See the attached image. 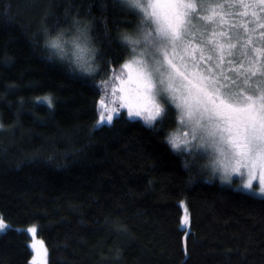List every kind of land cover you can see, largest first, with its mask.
Listing matches in <instances>:
<instances>
[{
    "label": "trees",
    "instance_id": "16d2710c",
    "mask_svg": "<svg viewBox=\"0 0 264 264\" xmlns=\"http://www.w3.org/2000/svg\"><path fill=\"white\" fill-rule=\"evenodd\" d=\"M45 12L49 26L93 21L95 81L48 58L39 34ZM136 23L114 0H0V217L10 225L0 233V264H29V226L38 227L47 264H264V200L208 183L205 172L190 183L184 157L165 141L172 114L158 132L126 110L91 131L96 84L110 80L108 60L119 69V34ZM44 96L52 108L38 102Z\"/></svg>",
    "mask_w": 264,
    "mask_h": 264
},
{
    "label": "snow or ice",
    "instance_id": "6c2138e0",
    "mask_svg": "<svg viewBox=\"0 0 264 264\" xmlns=\"http://www.w3.org/2000/svg\"><path fill=\"white\" fill-rule=\"evenodd\" d=\"M114 2L138 23L119 34L126 56L119 70L115 61H107L111 83L101 79L96 84L99 118L91 131L113 125L126 110L130 121L139 118L158 132L174 108L178 128L165 141L184 157L189 182L207 171L208 183L219 174L221 184L231 186L237 176L234 191L264 200V0ZM8 12L5 7L4 14ZM49 15L45 12L39 28L48 58L69 60L83 80L95 81L101 66L91 35L93 21L73 16L69 28H60L47 24ZM68 16L66 8V20ZM38 102L54 106L50 96ZM180 205V225L186 228L189 210L184 201ZM9 227L0 217V233ZM27 232L33 236L30 264H47L48 249L36 239L38 227L29 226ZM189 236L190 230L185 231V257Z\"/></svg>",
    "mask_w": 264,
    "mask_h": 264
},
{
    "label": "rangeland",
    "instance_id": "374dc122",
    "mask_svg": "<svg viewBox=\"0 0 264 264\" xmlns=\"http://www.w3.org/2000/svg\"><path fill=\"white\" fill-rule=\"evenodd\" d=\"M137 23H138V20H137ZM137 23L134 25V27L136 28V25H137ZM134 28V29H135ZM133 29V30H134ZM132 31V30H131ZM72 33H71V31L70 32H68V33H66V36H70ZM257 40H259V32H257V35H256V37H255ZM49 51V50H48ZM55 58L58 60V61H60V62H63V63H65L68 67H70L72 70H74V66L70 63V61L69 60H63V61H61L60 59H59V57H56L55 56ZM117 70H119V69H117ZM75 72V71H74ZM76 73H78V72H76ZM79 74V73H78ZM100 81V80H99ZM98 81V82H99ZM110 83H111V78H110ZM109 96H111V87H109ZM122 113H125V111L124 110H122ZM172 115H173V119H174V128L171 130V131H173V130H176L177 128H178V124H177V121H176V116H175V109L173 108V111H172V113H171ZM170 131V132H171ZM203 161V160H202ZM205 161H203V163H204ZM205 173L207 174V175H209V173L207 172V171H205ZM207 177L208 176H205V179L204 180H207ZM212 180H217L220 184H221V181H220V179H219V174H217L215 177H213L212 178ZM233 181H234V183L231 185L232 187H237V185L239 184V177H237V176H233ZM224 186H227V185H224ZM183 215H184V209H183ZM182 215V216H183ZM37 240H39L38 238H36ZM32 243V241L31 242H29L28 243V245H29V247H30V244ZM30 249H31V247H30ZM33 252V251H32ZM31 259H32V257H31ZM31 259H30V261H31ZM30 261H29V264H30Z\"/></svg>",
    "mask_w": 264,
    "mask_h": 264
}]
</instances>
